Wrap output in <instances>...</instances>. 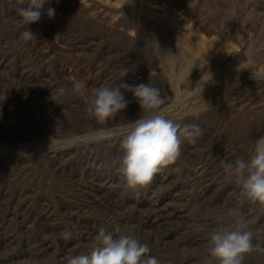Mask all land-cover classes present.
I'll return each instance as SVG.
<instances>
[{
	"label": "rangeland",
	"instance_id": "374dc122",
	"mask_svg": "<svg viewBox=\"0 0 264 264\" xmlns=\"http://www.w3.org/2000/svg\"><path fill=\"white\" fill-rule=\"evenodd\" d=\"M13 3L0 0V264H67L90 255L99 229L129 227L160 264H218L202 213L239 204L221 160L247 159L264 136V0H48L29 42ZM73 78L85 94L52 100ZM141 83L160 90L167 118L204 134L126 190L120 140L144 113L121 89L128 107L101 124L88 101ZM240 207L257 245L244 264H264V211Z\"/></svg>",
	"mask_w": 264,
	"mask_h": 264
},
{
	"label": "clouds",
	"instance_id": "9594fccd",
	"mask_svg": "<svg viewBox=\"0 0 264 264\" xmlns=\"http://www.w3.org/2000/svg\"><path fill=\"white\" fill-rule=\"evenodd\" d=\"M46 3L48 0H14L13 7L19 17L17 24L24 29L20 39L24 42L37 39L27 26L40 20ZM46 14L49 19L53 18L55 9L48 8ZM121 71L122 77L127 75V69ZM121 89L133 94L144 113L132 122L130 131L121 138L122 156L116 160L117 171L124 181L123 187L135 190L149 185L156 173L178 159L182 146L185 143L194 145L204 130L197 123L182 124L167 118L161 111L165 100L160 90L150 83L92 89L88 101L89 113L97 122L105 124L128 107L130 101L125 99ZM85 90L86 82L73 78L70 86L56 88L51 99L57 101L66 95H84ZM194 116L198 119L199 113ZM221 165L239 186L236 194L239 204L227 207L223 213L203 211V216L215 223L209 234V252L218 264H244L245 257L256 251L257 245L254 243L256 231L249 226L240 205L247 201L264 211V136L255 141L247 159L221 160ZM226 221L233 222L235 226L227 227ZM115 231L114 235L113 232L99 229L94 236L96 246L90 255L69 256L67 264H160L155 256L150 255L149 245L138 238L135 227L117 228ZM59 236L69 240L73 233L64 230Z\"/></svg>",
	"mask_w": 264,
	"mask_h": 264
},
{
	"label": "bare ground",
	"instance_id": "6f19581e",
	"mask_svg": "<svg viewBox=\"0 0 264 264\" xmlns=\"http://www.w3.org/2000/svg\"><path fill=\"white\" fill-rule=\"evenodd\" d=\"M72 3H73V1H72ZM80 9V8H79Z\"/></svg>",
	"mask_w": 264,
	"mask_h": 264
}]
</instances>
